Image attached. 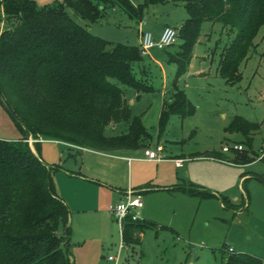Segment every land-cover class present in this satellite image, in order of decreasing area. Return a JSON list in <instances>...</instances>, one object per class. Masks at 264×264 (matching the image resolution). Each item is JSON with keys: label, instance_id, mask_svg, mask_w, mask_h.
<instances>
[{"label": "trees", "instance_id": "trees-1", "mask_svg": "<svg viewBox=\"0 0 264 264\" xmlns=\"http://www.w3.org/2000/svg\"><path fill=\"white\" fill-rule=\"evenodd\" d=\"M180 1L186 18L176 29L177 51L166 55L175 72L171 96L158 115L159 133L170 116L183 119L194 113L176 80L186 72L202 25L217 24L231 36L216 66L218 77L227 85L239 81V65L254 50L252 41L264 28V0ZM107 4L139 15L128 0H60L44 7L31 0L0 1V97L21 132L17 141L0 140V264H72L66 251L68 210L54 192L53 167L31 153L25 137L102 153L136 150L149 140L123 98V88L136 93L152 90L132 72L131 65L141 58L138 49L91 35L65 12L69 9L93 22ZM261 103L264 112V98ZM120 123L127 125L123 134L104 136L106 126ZM258 129L257 123L235 117L224 131L238 132L249 143ZM201 155L218 157L213 151ZM231 161L244 164L251 160L236 152ZM184 192L200 199L215 198L197 189ZM220 200L231 207L225 198ZM146 228L155 226L143 220H124L123 245L137 243L135 232ZM224 251L221 264H264L249 254Z\"/></svg>", "mask_w": 264, "mask_h": 264}, {"label": "rangeland", "instance_id": "rangeland-1", "mask_svg": "<svg viewBox=\"0 0 264 264\" xmlns=\"http://www.w3.org/2000/svg\"><path fill=\"white\" fill-rule=\"evenodd\" d=\"M31 1L37 7H44L60 0ZM128 1L134 8L139 9L140 16L130 15L117 4L105 5L98 19L93 22L80 19L69 9H65V12L77 25L91 26V35L113 44L136 48L139 21L143 25L142 31L151 33V29L159 24L176 27L175 22L185 12L180 0ZM207 26L206 23L202 25L197 38L199 43L193 50L194 56L202 57L195 61L193 59L188 75L176 80V87L194 107V113L186 117L182 124L176 119L166 121L160 133L153 118H149L145 122V130L152 142L158 139L166 149L170 142L177 141L183 154L220 152L223 146L240 145L241 151L237 153L250 156V162L236 167L210 169L205 162L188 161L184 163V169L189 168V174L195 180L214 187H223L224 192L219 193L226 198L236 197L237 201L243 198L242 201L247 206L237 215L229 210L230 208L221 209L213 199L185 198L179 201L178 209H170L173 206L170 204L165 218L160 212L156 219L162 227H169L173 233L164 229L146 228L140 232L141 236L137 237L139 232H135L137 243L123 246L117 264H221L226 256V248L234 253L252 255L264 263V157L263 160H258L260 154L264 153V112L261 103L264 98V28H260L253 39L252 42L256 46L251 54H248L247 61L239 65V81L233 86H228L218 75L214 76V67L217 66L221 51L231 36L219 25L212 29ZM178 45L177 40L174 45L164 50L151 49L141 56L139 62L131 65L134 77L152 88V91L141 93L135 103L144 106L147 113L153 112L161 99L167 100L170 96L175 67L167 62L166 55L174 54ZM198 60H201V64ZM197 71H203L200 77L196 75ZM123 91L127 99L133 100L134 90L123 88ZM216 113L223 117H216ZM235 117L259 125L249 143L238 132L224 131ZM108 126L103 130L104 136L111 133L123 134V131L121 133L118 129L110 132ZM20 138L21 132L15 122L0 105V140L17 141ZM27 139L34 141L30 144L24 142L28 148L30 145L35 148L38 140L46 141L39 144L38 153L47 163L58 157L67 158L65 148L50 142L52 140L30 135L25 137L24 141ZM146 144L147 142H144V146ZM235 154L236 152L229 151L227 157L233 158ZM223 172L227 175L225 186L223 176H218ZM241 173L246 179L238 187ZM229 174L233 177L231 184ZM239 188L245 197H241ZM141 202L142 207L134 213L139 219H144L142 199ZM111 220L114 231L107 244L101 247L86 243L83 245L84 248L96 249L97 264H112L105 258L114 256L117 252L120 242L118 223Z\"/></svg>", "mask_w": 264, "mask_h": 264}, {"label": "crops", "instance_id": "crops-1", "mask_svg": "<svg viewBox=\"0 0 264 264\" xmlns=\"http://www.w3.org/2000/svg\"><path fill=\"white\" fill-rule=\"evenodd\" d=\"M185 18L186 13L184 12L182 16H180V19L175 22L174 25H176V27L168 26L165 23L159 24L151 29V35L157 37L164 27H170L176 30L181 26ZM206 24L208 25L207 27H210L211 29L217 25ZM137 25L138 39L139 32L144 31H142L143 25L140 21ZM83 27L91 33V26L84 24ZM198 43L199 39L192 49V57L185 74L182 76L188 75V69L192 66L193 59L195 61L202 57L200 55H193V50ZM248 58L249 55L243 62L247 61ZM201 60H198L197 62L201 64ZM201 73H203V71H197L196 75L200 77ZM215 75H217L216 65L214 67V76ZM140 94L141 93L135 92L132 100L127 99L123 91L124 100L128 106L130 116L139 117L141 125L145 129V122L149 118H153L155 124H157L161 107L164 102L169 100L170 96L167 100L161 99L156 109L153 112L147 113V109H144V106L135 104L139 99ZM214 115L219 118L223 117L220 113ZM172 119H176L182 124V121L185 118L180 119L177 116H170L167 121ZM126 127L127 125L125 123H120L115 125L111 124L107 128H109L110 132H115L118 129L119 132L122 133L123 131L124 133ZM116 135L118 134L111 133V135L106 136L111 137ZM36 142L37 146L35 145L36 147L34 148L30 145L29 149L45 166L53 167L50 171V177L54 192L68 210V245L66 251L72 264H97V262H95V253H97L96 249L93 247L84 248L83 245L86 243L90 246L98 245L101 247L109 242L114 229L111 222L112 218L107 211V207L109 204L117 202L126 190L138 193L143 200V221L154 224L156 229L168 230L170 233H173V230L169 227H162L160 223H158L156 216L162 212L164 215L163 218H165L167 208L170 204L173 205L170 209L173 207L178 209L179 201H183L185 198H195L188 196L184 192L186 189H197L209 192L215 196V198L209 199L216 200L221 209H225L226 207L223 205L220 198H225L231 205V207H229L230 209H228L232 210V212L237 215L245 210L247 206L244 201H242L244 200L243 198L239 201H237L236 197H232L231 199L226 198L219 193L223 190V187H214L212 185H207L198 179L195 180L189 174V168L188 170L184 169V163L188 161L205 162L208 164L207 168L210 169L212 167L223 169L227 166L236 167L243 165L233 163L231 158L227 157V153L232 150L222 152L220 149V152H216L218 155L217 158L201 155L204 152L210 151L183 154L180 143H177V141L170 142V146L166 149L158 139L155 142H152L150 136L147 144L142 148L109 153L78 148L58 141H50L64 147L67 158L62 159L61 157H58L56 160L47 163L38 153L40 152L39 144L46 141L38 140ZM156 145L161 147V151L159 152L161 159L159 161L145 159L142 153L143 150L153 149ZM176 160H180V163L176 164ZM218 176H223L225 180L223 185L225 186L227 184L226 173H220ZM232 178L231 174H229L228 179L230 184ZM244 179H246V176L241 173L237 183L238 187L239 184L244 182ZM239 190L241 197H245L242 189L239 188ZM171 212V214H173V211ZM88 235H92V237H89ZM140 236L141 233H137V237Z\"/></svg>", "mask_w": 264, "mask_h": 264}, {"label": "built area", "instance_id": "built-area-1", "mask_svg": "<svg viewBox=\"0 0 264 264\" xmlns=\"http://www.w3.org/2000/svg\"><path fill=\"white\" fill-rule=\"evenodd\" d=\"M178 40L177 38V31L170 27H164L160 34L157 37H153L149 32H139L138 38V52L140 56H144L148 53L149 50L155 49L158 51L164 50L176 43ZM28 144L34 142L30 139L24 141ZM229 150L232 151H240V145H231V146H223L221 148L222 152H228ZM161 151V147L156 145L153 149H145L143 150V156L145 159L150 161H159L161 157L159 156V152ZM264 153L262 152L258 158V160L263 159ZM180 160H176V164H179ZM142 207L141 197L138 193H133L130 190H126L121 198L113 203L108 205L107 211L111 218L118 223L119 229V237L120 242L117 246V252L114 256H107L105 259L112 264H117L119 252L123 248V243L121 241V229L122 223L124 220L129 219L130 221H141L136 214L134 213L135 210H139ZM226 251L231 252L232 250L227 249Z\"/></svg>", "mask_w": 264, "mask_h": 264}, {"label": "water", "instance_id": "water-1", "mask_svg": "<svg viewBox=\"0 0 264 264\" xmlns=\"http://www.w3.org/2000/svg\"><path fill=\"white\" fill-rule=\"evenodd\" d=\"M2 1V0H0ZM0 105L1 107L3 108V110L8 114V116L13 119V120H16L15 116L12 114V112L4 105L1 97H0Z\"/></svg>", "mask_w": 264, "mask_h": 264}]
</instances>
